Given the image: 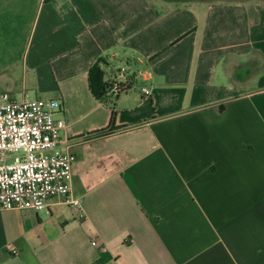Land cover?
I'll use <instances>...</instances> for the list:
<instances>
[{
	"label": "crops",
	"instance_id": "1",
	"mask_svg": "<svg viewBox=\"0 0 264 264\" xmlns=\"http://www.w3.org/2000/svg\"><path fill=\"white\" fill-rule=\"evenodd\" d=\"M3 93L61 103L87 218L0 210V264H264V0H0Z\"/></svg>",
	"mask_w": 264,
	"mask_h": 264
},
{
	"label": "built area",
	"instance_id": "2",
	"mask_svg": "<svg viewBox=\"0 0 264 264\" xmlns=\"http://www.w3.org/2000/svg\"><path fill=\"white\" fill-rule=\"evenodd\" d=\"M128 70H120L127 84ZM132 75L136 80L151 79L146 68H137ZM125 87L117 84L112 91L118 95ZM142 93L150 97V87L143 86ZM61 112L62 105L56 100L0 95V210L46 211L53 198H60L79 219L87 218L83 201L73 194L76 158L61 149L62 134L68 126L58 117ZM92 245L99 246L97 241ZM102 250L107 252L105 247ZM13 254L18 255V251Z\"/></svg>",
	"mask_w": 264,
	"mask_h": 264
},
{
	"label": "trees",
	"instance_id": "3",
	"mask_svg": "<svg viewBox=\"0 0 264 264\" xmlns=\"http://www.w3.org/2000/svg\"><path fill=\"white\" fill-rule=\"evenodd\" d=\"M103 59H99L97 63L91 68L89 73V86L91 93L97 99H103L107 94L108 91L111 89L109 83L105 81V73L102 69ZM126 89H122V92H126ZM118 93V95L120 94ZM116 124V113H112L111 118V127H114ZM123 128H117L115 130H122ZM110 129L104 130V132L109 131ZM114 131V130H113Z\"/></svg>",
	"mask_w": 264,
	"mask_h": 264
},
{
	"label": "rangeland",
	"instance_id": "4",
	"mask_svg": "<svg viewBox=\"0 0 264 264\" xmlns=\"http://www.w3.org/2000/svg\"><path fill=\"white\" fill-rule=\"evenodd\" d=\"M153 1H160V0H153ZM182 1H185V2L191 3V2H193V1H197V0H182ZM115 66H116V69H117V68H119V67H117V66H120V65H115ZM116 69H115V71H117ZM137 84L140 85L141 82H138ZM139 87H141V85H140ZM29 98L32 99V98H36V97L31 96V97H29ZM10 161H11V160H10Z\"/></svg>",
	"mask_w": 264,
	"mask_h": 264
}]
</instances>
